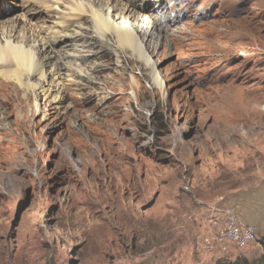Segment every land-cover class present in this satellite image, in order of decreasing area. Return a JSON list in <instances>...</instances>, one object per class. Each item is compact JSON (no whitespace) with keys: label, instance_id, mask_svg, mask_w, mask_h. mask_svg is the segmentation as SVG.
I'll use <instances>...</instances> for the list:
<instances>
[{"label":"rangeland","instance_id":"1","mask_svg":"<svg viewBox=\"0 0 264 264\" xmlns=\"http://www.w3.org/2000/svg\"><path fill=\"white\" fill-rule=\"evenodd\" d=\"M30 1L0 4V21L52 31ZM219 1L172 0L163 18L183 14L141 34L149 62L128 45L124 66L98 59L102 106L83 95L45 116L0 76V264H264L258 227L245 247L214 240L264 181V0Z\"/></svg>","mask_w":264,"mask_h":264},{"label":"bare ground","instance_id":"2","mask_svg":"<svg viewBox=\"0 0 264 264\" xmlns=\"http://www.w3.org/2000/svg\"><path fill=\"white\" fill-rule=\"evenodd\" d=\"M4 2L9 3V0H0V4ZM171 2L172 0H33L27 5V12L35 16V19L42 16L43 22L53 30L44 33L31 26L24 30L16 28L18 20L25 21L24 25L30 23L23 12L15 15L11 21H0V76L30 91L36 100L37 109L45 116L55 111L68 114L71 108L68 99L81 98L83 95H90L98 106H102L111 92L104 82L96 80V74L101 70L100 60L106 55H112L116 58V65L124 66L122 58L127 54L122 45H128L137 52V56L149 62L151 58L143 43L147 36L141 40V34L154 33L157 26L163 27L164 19L168 23L172 22L173 12L178 18L183 14L182 10L186 6L172 8L163 18L165 10H170ZM219 2L218 9L221 11L231 4L230 0ZM11 6L8 7L10 12L15 8ZM203 6L200 10L206 9ZM212 22L201 26H209ZM227 32L228 28L219 30L217 37ZM201 46L203 44H199V49ZM152 68L153 80L162 87L160 73L156 67ZM66 80L71 83H66ZM113 83V91L123 89L122 83ZM4 88L1 84L0 90ZM41 101L46 108L41 107ZM113 106L116 104L113 103L111 107ZM257 232L254 229L253 241L257 238ZM232 233L234 221L228 223L224 232L228 241H232ZM234 243L240 247L247 246L250 243L249 233H239V241Z\"/></svg>","mask_w":264,"mask_h":264},{"label":"crops","instance_id":"3","mask_svg":"<svg viewBox=\"0 0 264 264\" xmlns=\"http://www.w3.org/2000/svg\"><path fill=\"white\" fill-rule=\"evenodd\" d=\"M239 220L245 224H252L259 228V233L264 235V181L260 186L247 192V203L240 211L235 208ZM248 258L249 255L245 254ZM237 257H232L236 260Z\"/></svg>","mask_w":264,"mask_h":264},{"label":"built area","instance_id":"4","mask_svg":"<svg viewBox=\"0 0 264 264\" xmlns=\"http://www.w3.org/2000/svg\"><path fill=\"white\" fill-rule=\"evenodd\" d=\"M254 229H257V226L252 224H245L237 218H234V233H232V237L230 238L232 239V242H236L239 241V233L248 232L250 235V242H252L254 238ZM222 236H225V234L215 236L214 240L216 241V243L218 241V238ZM225 250H227V248Z\"/></svg>","mask_w":264,"mask_h":264},{"label":"trees","instance_id":"5","mask_svg":"<svg viewBox=\"0 0 264 264\" xmlns=\"http://www.w3.org/2000/svg\"><path fill=\"white\" fill-rule=\"evenodd\" d=\"M260 241L264 248V237H262ZM216 264H256V263L253 260L249 259L247 256H240L236 260L219 259L216 262Z\"/></svg>","mask_w":264,"mask_h":264}]
</instances>
